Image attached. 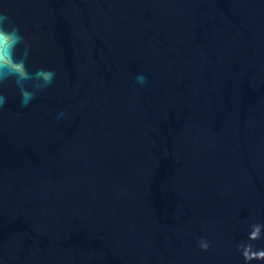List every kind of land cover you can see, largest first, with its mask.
<instances>
[{
    "label": "water",
    "instance_id": "water-1",
    "mask_svg": "<svg viewBox=\"0 0 264 264\" xmlns=\"http://www.w3.org/2000/svg\"><path fill=\"white\" fill-rule=\"evenodd\" d=\"M0 13V264H264V0Z\"/></svg>",
    "mask_w": 264,
    "mask_h": 264
},
{
    "label": "clouds",
    "instance_id": "clouds-1",
    "mask_svg": "<svg viewBox=\"0 0 264 264\" xmlns=\"http://www.w3.org/2000/svg\"><path fill=\"white\" fill-rule=\"evenodd\" d=\"M8 19L6 14L0 13V53L7 58H12L13 49L15 45L22 39L19 34V30L15 27L10 29L4 27V22ZM47 78H51L53 75L52 72L43 73ZM143 80V77H140ZM28 94L25 93V96ZM4 101V97L0 95V104ZM24 103H27V99H25Z\"/></svg>",
    "mask_w": 264,
    "mask_h": 264
},
{
    "label": "flooded vegetation",
    "instance_id": "flooded-vegetation-1",
    "mask_svg": "<svg viewBox=\"0 0 264 264\" xmlns=\"http://www.w3.org/2000/svg\"><path fill=\"white\" fill-rule=\"evenodd\" d=\"M0 207H1V213H2V194H1V200H0Z\"/></svg>",
    "mask_w": 264,
    "mask_h": 264
}]
</instances>
